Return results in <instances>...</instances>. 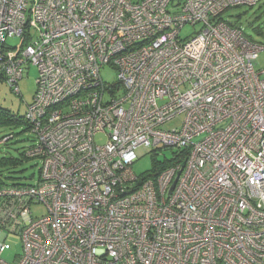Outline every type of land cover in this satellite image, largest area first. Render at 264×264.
<instances>
[{
    "label": "built area",
    "instance_id": "1",
    "mask_svg": "<svg viewBox=\"0 0 264 264\" xmlns=\"http://www.w3.org/2000/svg\"><path fill=\"white\" fill-rule=\"evenodd\" d=\"M259 1L0 0V78L39 71L38 178L0 184V264H264V46L224 17ZM140 146L185 160L140 181Z\"/></svg>",
    "mask_w": 264,
    "mask_h": 264
},
{
    "label": "rangeland",
    "instance_id": "2",
    "mask_svg": "<svg viewBox=\"0 0 264 264\" xmlns=\"http://www.w3.org/2000/svg\"><path fill=\"white\" fill-rule=\"evenodd\" d=\"M224 17L231 23L240 27L245 35L264 46V0H260L254 6H238L227 10ZM193 25L187 24L181 31V37L187 39L196 32ZM19 39H10L9 42L19 43ZM257 68H264V50L261 51L257 61ZM24 76L19 81L20 93L15 92L10 88L6 82L0 80V105L11 109L12 111L20 114H25L28 104L33 102L36 92V79L39 71L36 65L28 64L24 66ZM101 75L105 82L114 84L118 81V72L110 64L103 66ZM184 121V114H181L171 121L167 122L166 129L180 128ZM15 138L10 140L8 144H13L14 148L23 151L27 146L34 141L30 131L20 132L19 129L14 131ZM2 134V133H1ZM0 134V135H1ZM96 140L103 144L107 140L106 134H98ZM153 147L140 146L137 150L138 159L133 163L134 172L142 177L150 173L154 168L155 159L164 160L166 157L172 156V148L158 149L157 155L153 151ZM12 155L19 157V152L13 148H8L0 142V156ZM19 172V170H22ZM38 178V166L36 161H24L15 171H4L1 173L0 181L5 183L20 182V183H35ZM33 210L36 215L46 213V207L43 204L33 205ZM5 238L7 250L3 254V258L9 262H13L17 256L23 252V241L20 235L8 232Z\"/></svg>",
    "mask_w": 264,
    "mask_h": 264
},
{
    "label": "trees",
    "instance_id": "3",
    "mask_svg": "<svg viewBox=\"0 0 264 264\" xmlns=\"http://www.w3.org/2000/svg\"><path fill=\"white\" fill-rule=\"evenodd\" d=\"M0 80L3 81L2 78H0ZM30 128H31L30 122L26 118L25 114L16 113L12 111L11 109L0 105V134L2 133L0 135V142L8 146V148H13L14 150L19 152V157H14L12 155L0 156V176H1V173H3L4 171H15L22 164V162L30 160L26 156V150L30 146H32L34 142L30 144L29 146H27L21 152L19 151L20 149L14 148L12 143L8 144L10 140L15 138L17 133H15L14 131L16 129H19L20 132H24L27 130L30 131ZM32 138H33L32 141H35V137L33 134H32ZM165 148L167 147H162L158 149H165ZM158 149L153 150L155 152L154 153L155 155H157ZM184 160H185V153L184 154L180 153L179 155H177V152L172 149V156L166 157L164 160L155 159L153 170L150 173H147L146 175L147 176L154 175L155 173L165 169L166 167L171 166L175 163L184 162ZM22 171L23 169L19 170V172H22ZM143 179L144 177H142L140 181H142ZM1 183H5V182L0 181V184ZM17 183H20V182H12L10 184H17Z\"/></svg>",
    "mask_w": 264,
    "mask_h": 264
},
{
    "label": "water",
    "instance_id": "4",
    "mask_svg": "<svg viewBox=\"0 0 264 264\" xmlns=\"http://www.w3.org/2000/svg\"><path fill=\"white\" fill-rule=\"evenodd\" d=\"M180 174V172L178 173V175ZM177 179H178V177L175 179V181H174V183H173V185H172V188L175 186V184H176V182H177Z\"/></svg>",
    "mask_w": 264,
    "mask_h": 264
}]
</instances>
